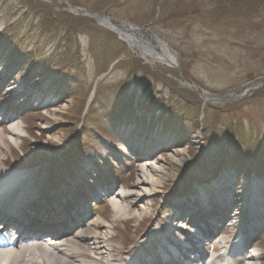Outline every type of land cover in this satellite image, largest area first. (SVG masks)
Returning a JSON list of instances; mask_svg holds the SVG:
<instances>
[{
	"label": "rangeland",
	"instance_id": "obj_1",
	"mask_svg": "<svg viewBox=\"0 0 264 264\" xmlns=\"http://www.w3.org/2000/svg\"><path fill=\"white\" fill-rule=\"evenodd\" d=\"M69 5L156 35L172 50L174 65L146 60L138 47L131 53L115 31ZM0 49V72L6 74L0 108L22 127L15 145L3 149L5 170L48 168L49 185L82 203L83 192L91 194L100 182L114 184V191L134 188L139 167L161 157L158 192L130 208L149 205L148 215L126 216L113 230L119 248H129L152 225H166L175 215L172 200L202 201L219 173L237 182L264 178V83L216 103H204L181 83L184 78L228 97L249 82V74L264 75V0H0ZM95 83L97 95L84 116ZM19 88L36 92L23 97ZM126 125L136 128L132 135L138 131L127 154L119 148L120 136L129 137ZM139 141L143 154L155 152L144 162L135 159ZM175 152L184 163L168 162ZM238 188L234 184L233 192ZM92 209L91 217L111 224L109 203ZM257 229L254 243L264 252V228ZM238 231L228 228L224 235Z\"/></svg>",
	"mask_w": 264,
	"mask_h": 264
},
{
	"label": "bare ground",
	"instance_id": "obj_2",
	"mask_svg": "<svg viewBox=\"0 0 264 264\" xmlns=\"http://www.w3.org/2000/svg\"><path fill=\"white\" fill-rule=\"evenodd\" d=\"M90 16L95 17L103 26L111 30L125 33L124 37L137 45L144 54L150 55L154 62L167 66L174 65L172 50L157 37L126 23H114L92 14ZM5 76L6 74H3V78ZM251 86L253 88L256 85ZM201 94L206 101H220L219 98L208 96L204 92ZM12 116L7 113L2 116V120L7 117L9 119L7 128H0V164L8 160L3 154V149L15 145L22 131L21 124L15 122ZM128 135L129 139L122 142L124 149L136 137V134L128 133ZM192 142L197 144L198 138L195 137ZM140 145L141 143L138 148L141 147ZM178 152L169 155V163L183 162L181 158H176ZM160 158L153 159L151 163L144 162L139 167L134 188L114 191L113 186L110 187L111 197L108 203L112 208L113 218L109 225L98 217H90L89 214L82 224H80L81 218L80 221L78 218L71 219L73 211L77 210L79 205L68 201L69 191L64 192L52 185L50 196L46 197L45 192H48V188L45 184L50 179L46 173L48 168L15 172L0 166V233L5 235L3 232L12 226L18 228L19 240H27L28 235L40 237L43 233H49L57 239L53 241L51 247L45 246L40 238L35 243L18 241L19 244L12 248L3 247L0 242V264H233L232 260L230 263L224 262L225 257L229 255L224 251L220 254L204 256L203 251L199 250L202 242L199 226L194 222V217H201L203 213L208 212L219 214L224 219L225 209H231L232 213L225 219L228 222L220 225V230L234 226L237 221H240V226L247 230L248 219L264 218V180L248 184L221 177L217 182L207 185L208 190L202 195L207 201L204 203L187 201V205L182 206L179 204L177 206L180 210L179 214L175 218H168L166 225L153 226L129 248H119L120 242L116 241L118 235L113 230L118 229L120 221L126 216L140 220L148 215L149 205L148 210L141 206L139 211L131 212L130 208L133 202H141L144 197L158 192L163 165L160 163ZM234 184L239 185L238 191H240H235L236 198L231 191ZM22 192L25 194L20 195L19 198L18 195ZM82 203H85V200ZM80 209H83V205ZM189 211L193 212L191 221L187 222L186 219L176 221L183 212ZM83 214L81 217H84ZM238 215L242 218H238ZM261 226L264 227V224ZM204 227L210 232L214 230L206 224ZM67 231L70 234L64 236ZM252 233L245 237L244 244L249 241L254 234ZM58 235L63 237L58 238ZM13 238H16V235ZM48 239V237L43 238L44 241ZM217 241L225 242V238L221 236ZM143 246L150 248L151 252L147 254L148 256L144 255L146 251ZM241 255L246 264H257L258 259L264 256V252L244 253L243 251ZM229 257L231 258L230 255ZM204 258L207 259L206 262L203 261Z\"/></svg>",
	"mask_w": 264,
	"mask_h": 264
},
{
	"label": "water",
	"instance_id": "obj_3",
	"mask_svg": "<svg viewBox=\"0 0 264 264\" xmlns=\"http://www.w3.org/2000/svg\"><path fill=\"white\" fill-rule=\"evenodd\" d=\"M249 78H251L252 77V74H249V76H248Z\"/></svg>",
	"mask_w": 264,
	"mask_h": 264
}]
</instances>
